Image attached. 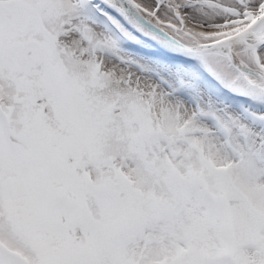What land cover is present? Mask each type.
Listing matches in <instances>:
<instances>
[{"label":"snow or ice","instance_id":"1","mask_svg":"<svg viewBox=\"0 0 264 264\" xmlns=\"http://www.w3.org/2000/svg\"><path fill=\"white\" fill-rule=\"evenodd\" d=\"M0 264H264V0H0Z\"/></svg>","mask_w":264,"mask_h":264}]
</instances>
